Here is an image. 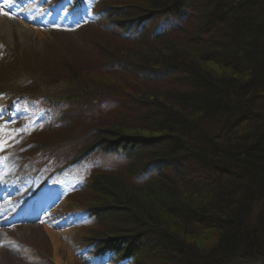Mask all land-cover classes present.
Listing matches in <instances>:
<instances>
[{"label":"trees","instance_id":"1","mask_svg":"<svg viewBox=\"0 0 264 264\" xmlns=\"http://www.w3.org/2000/svg\"><path fill=\"white\" fill-rule=\"evenodd\" d=\"M94 9L125 33L95 46L81 33V53L70 41L44 60L11 53L0 68V103L23 94L52 108L21 155L84 174L73 203L94 221L82 237L97 253L122 264L261 263L264 0Z\"/></svg>","mask_w":264,"mask_h":264},{"label":"rangeland","instance_id":"2","mask_svg":"<svg viewBox=\"0 0 264 264\" xmlns=\"http://www.w3.org/2000/svg\"><path fill=\"white\" fill-rule=\"evenodd\" d=\"M69 1L0 0V10H2L0 11V64L5 65L6 56L10 51L22 54L23 59L38 57L44 60L49 48L57 49L66 46L70 41L76 47L73 51L81 53L82 47L88 45L82 43L80 32L85 39L86 35L87 38H94L93 46L95 41L100 39V45L113 40L103 33L122 36L123 29L119 31L109 28L101 18L95 16V13L91 12L87 17L85 9L82 8L76 15L67 8L71 4ZM84 6L87 8L86 5ZM4 12L8 15L5 16ZM81 17H85L86 24H91L98 30L82 28L83 25L76 26L74 19ZM104 29L107 31L102 32ZM73 51L72 55H74ZM0 68L3 66L0 65ZM47 114L48 110L41 109L25 99L13 100L12 106L0 103V118L4 121L0 120V155H5V159L0 160V172L4 174L2 179L19 175L16 168L23 162L14 154L25 147V140L20 137L25 133L27 126L41 125ZM102 115L105 113L100 114ZM14 127L19 128L16 130ZM73 135L76 141L84 140L82 134L74 131ZM90 139H93V136L86 134V140ZM29 169L26 167V170ZM36 177L39 179V176ZM71 178L73 181L70 180ZM81 183L75 177L66 176L50 180L42 188L39 196L33 195L34 198L37 196L34 201L27 202L29 209L24 212L25 214L21 212L24 217L21 219L22 227L6 234L0 224V264H48L49 261L40 256L39 251L50 256L52 264H110L111 254L105 257H92L89 249L83 248L80 244V238L84 235L81 227L86 224L87 219L79 208L73 209L71 203L76 201L73 197H78L81 192L76 193L70 200L67 198V193L71 185L75 188L73 190L81 189ZM25 186L24 183L15 184L12 191H8L10 193H4L5 200L22 198L29 190L25 189ZM18 209L20 206L17 207ZM154 216L156 217V214ZM6 219L0 217V222H7ZM213 236L210 238L212 239Z\"/></svg>","mask_w":264,"mask_h":264},{"label":"snow or ice","instance_id":"3","mask_svg":"<svg viewBox=\"0 0 264 264\" xmlns=\"http://www.w3.org/2000/svg\"><path fill=\"white\" fill-rule=\"evenodd\" d=\"M0 11H2V10H0ZM3 14H4L5 16H7V15H8V13H6V12H4Z\"/></svg>","mask_w":264,"mask_h":264}]
</instances>
